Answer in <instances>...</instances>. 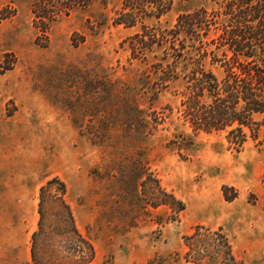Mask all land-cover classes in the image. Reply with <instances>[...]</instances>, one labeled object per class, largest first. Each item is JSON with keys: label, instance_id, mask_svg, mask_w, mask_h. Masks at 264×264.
I'll return each mask as SVG.
<instances>
[{"label": "rangeland", "instance_id": "1", "mask_svg": "<svg viewBox=\"0 0 264 264\" xmlns=\"http://www.w3.org/2000/svg\"><path fill=\"white\" fill-rule=\"evenodd\" d=\"M34 1L0 0V264L56 256L41 237L31 253L39 187L52 176L66 183L75 224L94 245L87 264H191L183 235L197 224L222 226L237 258L264 264V117L240 151L224 132L193 130L178 113L180 80L155 91L152 56L130 58L123 40L140 23H114L122 0L57 11L46 34L34 25ZM171 2L143 21L171 27L181 13L215 8L212 0ZM135 102L164 121L129 130ZM156 178L181 211L152 205Z\"/></svg>", "mask_w": 264, "mask_h": 264}, {"label": "trees", "instance_id": "2", "mask_svg": "<svg viewBox=\"0 0 264 264\" xmlns=\"http://www.w3.org/2000/svg\"><path fill=\"white\" fill-rule=\"evenodd\" d=\"M212 1L214 9L199 7L181 13L171 27H161L143 20L158 18L169 10L171 0H122L113 21L124 26L140 23V29L123 42L132 59L152 56L149 73L155 77V91L180 80L178 113L183 122L193 130L224 132L229 147L240 151L248 138H257L259 121L255 117H264V0ZM87 3L35 0L31 6L34 25L46 34L57 11L68 12ZM212 65L222 68L221 76ZM133 107L129 128L133 132H151L166 117L151 106L146 116L137 102ZM153 181L160 195L153 206L166 204L175 212L184 208L157 178ZM66 193V183L59 176L40 185L38 229L32 233L31 253L34 258V243L41 237L48 245L45 254H56L48 264H87L95 257V248L77 228ZM49 203L53 211L48 210ZM183 243L184 259L191 264H245L235 255L222 226L197 224L183 235Z\"/></svg>", "mask_w": 264, "mask_h": 264}]
</instances>
